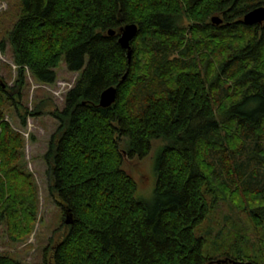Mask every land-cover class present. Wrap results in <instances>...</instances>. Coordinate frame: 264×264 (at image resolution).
<instances>
[{"label":"trees","instance_id":"1","mask_svg":"<svg viewBox=\"0 0 264 264\" xmlns=\"http://www.w3.org/2000/svg\"><path fill=\"white\" fill-rule=\"evenodd\" d=\"M15 4L6 39L18 75L11 88L0 80V225L9 237L32 232L39 201L24 138L4 119L13 108L25 127L40 114L23 108L26 72L52 86L65 60L79 78L52 113L59 125L44 160L71 223L40 264H264V23L242 22L264 0ZM129 24L139 28L130 61L118 42ZM111 87L116 101L102 108ZM156 140L164 145L147 205L122 165L146 158ZM220 201L247 213L255 233L202 230ZM0 264L22 263L0 255Z\"/></svg>","mask_w":264,"mask_h":264},{"label":"rangeland","instance_id":"2","mask_svg":"<svg viewBox=\"0 0 264 264\" xmlns=\"http://www.w3.org/2000/svg\"><path fill=\"white\" fill-rule=\"evenodd\" d=\"M15 3L16 0H0V43L6 40L5 50L0 49V80L10 88L14 86L18 75L17 66L13 62V54L6 39L7 32L17 20L18 7ZM184 23L187 25L188 21ZM56 73L58 76L56 83L47 86L38 83L27 71L26 80L30 88L28 94L23 97L22 105L24 109H28V112L32 113L37 110L40 114L29 115L25 127L20 124V118L13 108L4 119L24 138L25 169L32 175L38 190L39 211L36 223L28 236L20 241L12 240L9 237L8 228L4 224L0 225V255H9L22 264L42 263L45 252H49L50 248L59 243L67 233L69 224L66 221H70L59 205L60 198L50 193V177L44 156L48 152L50 139L59 125V120L54 118L52 113L56 110L63 111L65 96L76 84L79 73L69 72L65 60L56 69ZM41 102H44L43 106ZM124 142L123 149H127L128 139L125 138ZM163 145L162 140H156L146 158L126 159L122 165L124 171L137 183V199L147 205H151L154 200L157 182L155 165ZM260 171L264 172L262 169ZM225 228H231V230L240 228L249 235L255 233L253 222L247 213L234 209L229 202L220 201L211 210L202 230L215 235ZM196 234H200L199 229ZM51 256L49 252V257Z\"/></svg>","mask_w":264,"mask_h":264},{"label":"water","instance_id":"3","mask_svg":"<svg viewBox=\"0 0 264 264\" xmlns=\"http://www.w3.org/2000/svg\"><path fill=\"white\" fill-rule=\"evenodd\" d=\"M211 22L215 25H221L223 22V19L219 16H214L211 19ZM242 22L246 26H254V25H262L264 23V6L256 7L255 9L249 11L246 13L243 17ZM138 26L136 24H129L120 29L119 32V44L121 47L128 52V58L129 61L132 57V46L131 43L136 38L138 34ZM110 36H114L116 34V31L110 30L108 33ZM116 101V88L111 87L107 90H105L100 97V103L99 105L102 108H109L111 107ZM67 224H70L71 222L68 220L66 221Z\"/></svg>","mask_w":264,"mask_h":264}]
</instances>
